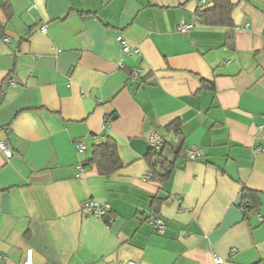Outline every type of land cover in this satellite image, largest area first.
Returning a JSON list of instances; mask_svg holds the SVG:
<instances>
[{
  "label": "crops",
  "instance_id": "obj_1",
  "mask_svg": "<svg viewBox=\"0 0 264 264\" xmlns=\"http://www.w3.org/2000/svg\"><path fill=\"white\" fill-rule=\"evenodd\" d=\"M230 1L226 44L195 16L210 0H0L2 264L29 248L34 264H264V0ZM153 132L174 164L162 183L144 179ZM107 138L122 167L103 175L89 160Z\"/></svg>",
  "mask_w": 264,
  "mask_h": 264
},
{
  "label": "trees",
  "instance_id": "obj_2",
  "mask_svg": "<svg viewBox=\"0 0 264 264\" xmlns=\"http://www.w3.org/2000/svg\"><path fill=\"white\" fill-rule=\"evenodd\" d=\"M210 2L212 4L209 7L196 10L195 16L202 24L211 26H225L227 28L225 42L226 44H231L233 33L230 28L233 27V22L231 19L233 4L230 0H210ZM3 29L4 26L0 23V36H2ZM109 119L110 118H107L106 122ZM178 123V121H175L174 123L170 124L167 129H173L177 131L179 125ZM145 159L149 171L152 174V178L161 183L169 178V175L174 168V164L164 156L162 149L158 152L149 149V153L145 156ZM89 163L95 164L98 172L103 175L112 174L122 167L114 139L107 138L105 142L95 145L92 150ZM242 191V199L243 202H245L252 192L246 190L245 188L242 189ZM153 206L154 211L157 212L160 206V201L155 200L153 202ZM248 208L253 210L251 206Z\"/></svg>",
  "mask_w": 264,
  "mask_h": 264
},
{
  "label": "built area",
  "instance_id": "obj_3",
  "mask_svg": "<svg viewBox=\"0 0 264 264\" xmlns=\"http://www.w3.org/2000/svg\"><path fill=\"white\" fill-rule=\"evenodd\" d=\"M201 3H203V1H201ZM195 25H196L195 20L188 22V23L182 21L177 25V30L179 32L186 33L189 30H191ZM41 30L44 31L45 27H41ZM5 40L7 41V39H5ZM118 40L121 42L122 49L124 52H126V53L133 52V51H131L129 46L126 45L125 42L121 40V37H118ZM139 72H140L139 69L133 70L132 74H131V78L136 79ZM9 82L14 83V80L10 79ZM94 138H96V137L94 136ZM75 143H76V150L79 153H82L84 150V147H85L84 143L80 139H77L75 141ZM148 145H149L150 150L156 151V152L160 151L164 145L163 136L157 132H153L148 137ZM256 150L259 151L260 148L258 147V149H256ZM0 151H2L3 154L7 158L11 157V155H12V152L9 149L8 144L5 143L4 141H0ZM186 155H187V159L192 161V160H196L198 158H201L203 156V152L200 148H192V149H189L187 151ZM77 168L80 171L83 170V167L81 165H78ZM150 178H152V174L149 171L146 175H144V179H150ZM242 208H243L245 215L255 213L259 222H261L263 220V217L259 213H257L255 210H250L246 206V204H244L242 206ZM82 212H84L87 216L101 219L105 215H107V213L110 212V205L108 202H98L94 199H87L82 204ZM109 221H112V219L110 218ZM145 222L148 225H150L154 229V231L158 234H162L165 230L164 222L155 213H150L146 217ZM213 260H214L215 264H221L223 262V259L221 257L215 255V254L213 255ZM0 264H2V262H0ZM21 264H34L33 263V250L31 248H29L25 251V254H24V257L22 259ZM115 264H138V263H137V261H134L132 259H125V260H118Z\"/></svg>",
  "mask_w": 264,
  "mask_h": 264
}]
</instances>
